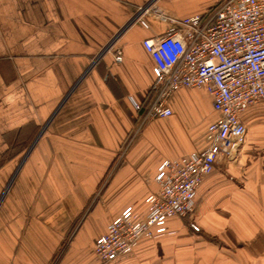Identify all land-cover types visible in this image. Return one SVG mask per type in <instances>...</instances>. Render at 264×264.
<instances>
[{"label":"crops","instance_id":"0c3cea01","mask_svg":"<svg viewBox=\"0 0 264 264\" xmlns=\"http://www.w3.org/2000/svg\"><path fill=\"white\" fill-rule=\"evenodd\" d=\"M150 1L0 0V264H264V101L242 113L244 142L204 176L194 213L115 261L94 251L127 207L146 217L162 163L205 149L218 118L206 89L181 88L171 116L143 123V41L176 25L130 24ZM217 2L158 4L183 19ZM18 150L31 151L19 173Z\"/></svg>","mask_w":264,"mask_h":264},{"label":"built area","instance_id":"2783aa9c","mask_svg":"<svg viewBox=\"0 0 264 264\" xmlns=\"http://www.w3.org/2000/svg\"><path fill=\"white\" fill-rule=\"evenodd\" d=\"M158 2L140 7L130 22L147 27L149 14L176 23L166 33L143 41L153 60L155 93L146 105L135 102L136 110L143 122L169 117L173 112L167 100L172 93L204 88L213 97L218 118L208 126L205 149L162 163L156 175L159 190L147 198L145 218L129 206L94 240L102 262L129 255L142 238L168 233L171 218L194 213L204 176L244 142L247 126L242 113L264 101V0H218L214 11L183 19H174ZM115 58L121 61L122 55Z\"/></svg>","mask_w":264,"mask_h":264},{"label":"rangeland","instance_id":"374dc122","mask_svg":"<svg viewBox=\"0 0 264 264\" xmlns=\"http://www.w3.org/2000/svg\"><path fill=\"white\" fill-rule=\"evenodd\" d=\"M144 124L146 123V122H143ZM43 133H40L39 135H38V137L34 140V142L35 141H37L38 139H40V137H41V135H42ZM43 136V135H42ZM31 151L30 150H26V151H22V152H20L19 154H18V164H17V168H18V173L20 172V169H22V167H23V165H24V163H25V161H26V158H28L29 157V153H30ZM121 153H122V151H121ZM104 183L105 182H102L100 185H99V187H98V190H97V192H96V194H94L93 196H92V198L90 199V201L88 202V206L90 205V207L91 206H93L96 202H98V201H100L101 200V193H102V189L104 188ZM87 208V207H86Z\"/></svg>","mask_w":264,"mask_h":264},{"label":"trees","instance_id":"16d2710c","mask_svg":"<svg viewBox=\"0 0 264 264\" xmlns=\"http://www.w3.org/2000/svg\"><path fill=\"white\" fill-rule=\"evenodd\" d=\"M217 6H218V2H217L215 5L209 7V9H208L205 13H210V12L214 11V9H215ZM152 70H153V69H152ZM153 84H154V83H153ZM153 86H154V85H152V87L149 89V91L147 92L146 96L144 97V99H143L142 102H141V103H143L144 105H146V104L152 99V97H153V95H154V93H155V91H154V87H153ZM22 151H26V150H18V151H17V154H19V153L22 152Z\"/></svg>","mask_w":264,"mask_h":264}]
</instances>
